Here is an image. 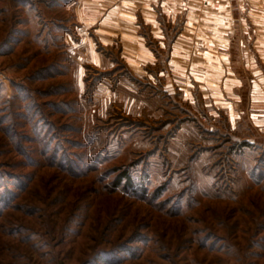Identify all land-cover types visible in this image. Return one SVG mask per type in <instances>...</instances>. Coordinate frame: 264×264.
Returning a JSON list of instances; mask_svg holds the SVG:
<instances>
[{"label": "rangeland", "instance_id": "374dc122", "mask_svg": "<svg viewBox=\"0 0 264 264\" xmlns=\"http://www.w3.org/2000/svg\"><path fill=\"white\" fill-rule=\"evenodd\" d=\"M59 1L0 0V264H264V146L120 67L62 73Z\"/></svg>", "mask_w": 264, "mask_h": 264}, {"label": "crops", "instance_id": "0c3cea01", "mask_svg": "<svg viewBox=\"0 0 264 264\" xmlns=\"http://www.w3.org/2000/svg\"><path fill=\"white\" fill-rule=\"evenodd\" d=\"M59 3L46 42L62 73L122 69L195 105L197 116L224 115L247 145L264 146V0Z\"/></svg>", "mask_w": 264, "mask_h": 264}, {"label": "trees", "instance_id": "16d2710c", "mask_svg": "<svg viewBox=\"0 0 264 264\" xmlns=\"http://www.w3.org/2000/svg\"><path fill=\"white\" fill-rule=\"evenodd\" d=\"M122 181H125L127 183L131 182L127 172H125V171L120 173V175L117 178V183H121Z\"/></svg>", "mask_w": 264, "mask_h": 264}, {"label": "built area", "instance_id": "2783aa9c", "mask_svg": "<svg viewBox=\"0 0 264 264\" xmlns=\"http://www.w3.org/2000/svg\"><path fill=\"white\" fill-rule=\"evenodd\" d=\"M224 1H230V0H224Z\"/></svg>", "mask_w": 264, "mask_h": 264}]
</instances>
